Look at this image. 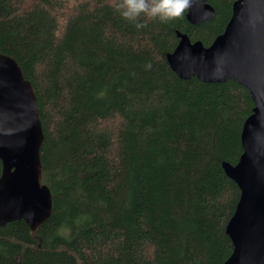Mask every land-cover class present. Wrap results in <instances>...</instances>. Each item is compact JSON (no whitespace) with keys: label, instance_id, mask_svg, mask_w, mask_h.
Returning a JSON list of instances; mask_svg holds the SVG:
<instances>
[{"label":"trees","instance_id":"1","mask_svg":"<svg viewBox=\"0 0 264 264\" xmlns=\"http://www.w3.org/2000/svg\"><path fill=\"white\" fill-rule=\"evenodd\" d=\"M234 1L208 0L198 25L185 12L137 29L115 0H0V52L35 89L52 198L36 232L0 226V264L226 260L239 188L222 163L238 160L254 103L231 79L179 78L166 55L178 32L210 44Z\"/></svg>","mask_w":264,"mask_h":264},{"label":"water","instance_id":"2","mask_svg":"<svg viewBox=\"0 0 264 264\" xmlns=\"http://www.w3.org/2000/svg\"><path fill=\"white\" fill-rule=\"evenodd\" d=\"M208 0H192L191 24L213 19ZM167 62L181 79L204 82L231 79L243 85L254 103L243 122L242 152L222 167L239 188L225 226L233 249L222 264L264 263V0H235L224 30L210 44L183 32ZM44 134L36 92L17 60L0 52V226L22 220L32 232L49 217L51 192L42 182L40 149Z\"/></svg>","mask_w":264,"mask_h":264},{"label":"clouds","instance_id":"3","mask_svg":"<svg viewBox=\"0 0 264 264\" xmlns=\"http://www.w3.org/2000/svg\"><path fill=\"white\" fill-rule=\"evenodd\" d=\"M113 6L124 20L142 29L146 27L142 18L160 23L182 18L192 7V0H115ZM146 68H150V64Z\"/></svg>","mask_w":264,"mask_h":264}]
</instances>
